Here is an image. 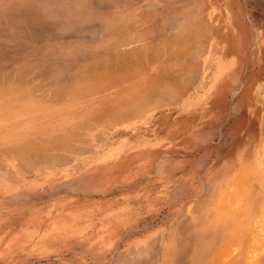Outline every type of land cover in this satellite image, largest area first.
<instances>
[{
  "label": "rangeland",
  "instance_id": "rangeland-1",
  "mask_svg": "<svg viewBox=\"0 0 264 264\" xmlns=\"http://www.w3.org/2000/svg\"><path fill=\"white\" fill-rule=\"evenodd\" d=\"M36 1L39 3V6L42 7V3L44 2L43 0H30V2H32L33 4L35 3L34 7H39ZM76 1H81L83 3V6L81 5V2L78 4ZM44 4H46L47 6ZM61 4L63 7L61 6ZM73 4L81 5L83 10L85 4L87 6L89 5L88 7L91 10L87 9V6L85 7L87 11H89V13L87 14V17L89 15V18H86L87 20L85 19L86 13H82L84 14V18L82 20L85 19V23L84 21L80 20L83 17L81 12L80 19L78 16L79 13H77V15L75 14L76 8L74 7L76 6H74ZM43 5V7L46 6L45 9L43 8V11L40 7V9L33 8V14H31V16L35 13L38 14L39 10H41V14L39 13V16L41 15L42 18L41 16L40 18L41 20L44 18V21L42 20V22H39L40 27L38 23L35 22H38V19L40 21V18L32 20L34 23H36V25H38V27L36 26L37 28L34 27L33 22H30L32 18L30 20L28 19L29 24H33L34 29L36 28L37 30V33L35 32V34L33 32L35 30H31V26L29 25V27L28 25H26L28 24V21L25 24V17L27 16L26 20L27 18L31 17L28 12L24 13L26 15L24 17L23 15H21L23 14L22 12L16 10V14L14 13L15 15L12 16L15 10H10L9 12L7 9H3V7H0L2 9H0V17L2 18L0 20V26L2 25L0 27V49L2 50L0 51V53L2 52L3 54L4 52V55H7L8 57L4 58V55L2 56L0 54V59L3 57L2 60H0V81H3L2 79L5 74H8L10 76L12 74L11 77H13V82L15 79L17 81V79L19 78H26L27 76H29L30 72H32V69L28 70V68H31L32 61L36 59L42 60L43 58L45 60V64L48 63L47 65L49 66L56 65L55 67L58 69L59 67H62V70L65 69V76L62 73L60 77L62 78V81H58V84L60 86V83L64 82L63 79L66 80L67 78H69L66 75L68 74V72H70L69 75H71L75 68L76 69L74 72H76V70L79 68H82L83 70L87 69L88 66L91 64L90 58H92V56L93 58L98 57L100 59L102 58V60L107 59L108 61H110L109 57L112 58V56H115L117 46L119 49H123L125 52H132L133 54H131V57L129 56V60L128 58L126 59L125 64L127 65V67L129 66L130 68L131 65L133 66L132 62L134 61V58L136 61H134V64L138 63L139 61L141 62L142 60V62L144 61L147 67H149V65L152 63H150V61H153L155 56L159 55V58L161 57V55L164 56L160 58L161 60L158 59L159 63L163 59H166V57H170V55H166V53L171 48H168V46H170V43L172 44V42H174L172 41L173 39H177V37L181 35L183 36V38H189V36L191 35L189 33H194L197 30L198 32L200 31L199 33L201 34L204 33L203 35H205L206 33L207 37L204 36L203 39V41L206 43L202 41V44H199L202 55L199 51L200 56L199 54L195 53L196 56L194 55V58L190 59V57H188L187 62H185L188 63L186 65H189V62H194V64L199 65L200 62L204 60L207 53L209 52V42L211 41L218 42L217 47H219V49L215 50L214 52L216 53V57H218L220 60L223 59V61H227L229 59L242 58L244 64L248 65L250 63H253L252 59H254L257 53L259 61L260 54L264 53L262 52L263 50H261L262 48H264V0H45V3H43ZM49 5H54L56 7L57 5L59 7L61 6L63 8V11H61V8L59 10V7L54 8V6L53 10L55 9V11H48L47 7H49ZM188 8L191 10L194 9L196 13L194 12V10V13L191 12ZM35 9L37 10L35 11ZM77 9L80 8L78 7ZM186 9L188 15L189 11L190 13H192L193 17L197 16L199 18L198 19L194 17L195 19H193L192 17L190 21V18L188 19V17H191L192 15L188 16L187 19L189 20V26L188 24H185L187 20L183 19L186 17H183L180 14L183 13L184 15L183 11H185ZM91 11L93 14L91 13ZM8 12L10 15L8 14ZM55 12L56 15H52V13ZM61 12L65 14V17L62 15L63 13L61 15L57 14ZM43 14H45L46 16ZM15 16H17L19 19ZM37 16L38 15H35V17ZM53 16L56 17L54 18ZM15 19H18V21L21 20V23H17L18 21H14ZM46 19L49 20L47 21ZM54 20H56L55 22L57 24L55 22L52 23ZM193 20L197 22H194ZM89 21L91 23L94 21L95 23L93 22L91 24ZM169 21H171V23ZM190 22L191 24H193V26L195 25L194 27H197L196 25H198V28L193 29V26L190 24ZM3 24L7 27H4ZM18 24L20 26H17ZM45 24L47 26H44ZM41 25L45 28L41 27ZM59 25L61 26V29L58 28ZM174 26H177L178 29L176 28V30H174ZM201 27L203 28L202 31ZM41 28H43V30ZM189 29H193L192 32L189 31ZM3 30L6 31L3 33ZM178 30L180 31V35H176V37H174L176 33L178 34ZM38 32L41 33L38 34ZM85 32H87L88 34ZM1 33H3V35ZM207 33L209 34L207 35ZM33 35L35 37L37 35V37L35 38ZM170 38L172 39V42L170 41L169 43V41L166 40H169ZM163 39L164 41H166V45H164L165 43L162 44V42H164ZM161 44L162 46L158 47V45ZM205 44L207 45V47H205L206 49H202L204 48V46H206ZM120 45H123V47H121ZM156 45L158 48L156 47ZM160 47L163 49L164 53L162 52ZM173 48L174 47L172 46L171 50H173ZM140 52H148L149 54L147 53L144 55V53L141 54ZM91 53L92 55H90ZM107 53L109 57L107 56ZM139 53L141 54V56H139ZM35 54L36 56H38V58L36 59L34 57ZM167 54L170 53L168 52ZM140 57L141 60L139 59ZM115 58L116 57H114V59ZM157 58L158 57H156L155 60ZM107 60H104V62H107ZM112 60L113 58L111 59V61ZM127 60L131 63L127 64ZM86 61L90 64H87ZM114 61H117V58ZM64 62H67L69 64L67 65V63L65 64ZM158 62L156 61L155 64L152 63L149 67L150 69L148 68L149 70L147 69V67L145 68L146 65H143V68H145L146 71L148 70L149 73H155V70H157V67L155 65H157ZM167 62L170 63V61ZM28 63L30 67L25 65ZM159 63L158 65H164V63L161 64L162 62L160 64ZM183 63L181 62L180 65L177 63L175 65L173 63L174 66L173 64H165V66L168 65L166 68H170L171 66V71H181L182 69H184L183 66L185 67ZM117 64H119V62ZM117 64L115 63L112 67L113 75L111 73V75L108 76V78H110L109 83L111 85H109V92H107V94L112 98L113 96L117 97L121 95V93H123L122 90H126L124 89L126 87L128 89L127 91H129V88L130 86H132V83H136L138 81L139 83H141V80L139 79H144V81L148 79V81H151L153 79H151V77L149 78L148 76H157V72H159V74H161L160 72H162L157 70L154 75H149V73H147L148 71H141L145 69H143L140 65L142 69L138 67L137 71L136 69H134L136 73L133 74L134 70L132 71V73H128L127 69H125V66L123 67L122 63V65L120 64L121 69L124 68V70L127 71V76L124 75L125 78H122L124 80L119 79L121 81V84H119L120 82L117 81L118 84L115 83L114 85L112 82V78H116V74L118 73L119 78L120 73L124 72L123 70L121 72V69H118L120 71L114 73L116 68L119 66L118 65L116 67ZM164 68L162 67L163 70ZM169 68L167 70H169ZM66 69H69L70 71L68 70L67 72ZM141 72L146 73V75H148L146 76L145 74H143L142 76V74H140ZM16 73H18V75H16ZM53 79L51 78V80ZM47 80L49 82L51 81L49 79ZM44 82H42L41 84L38 80L33 81V84L40 83L37 89L38 92L35 91V95L40 94V96L36 97H34V93H30V89L32 88L31 86L26 85L25 87L23 83L22 85H17L21 84V82H17L16 84L14 82L13 87H7L6 90L8 92L2 91L0 89V97L4 99V101L13 100L14 102V114L12 120L13 128L7 127V125L10 124H6L5 121H0V148L9 147V144L11 146L12 140L9 141V139L7 140L6 138L12 134L14 136L13 144L15 145L18 142H21L22 140L26 141L27 139H29L30 136L27 135L30 131H32V133L34 132L33 135L41 134L42 130L46 131L45 134L56 133V135H58L60 132H63L65 130L66 126L68 127L70 125L68 127L70 128L73 125L72 116L75 115L79 107L75 106L76 103L73 102V100L69 96L68 97L70 98V100L67 103L64 101L65 98H59L60 100L58 101V103L52 102L51 99L55 101L56 92L54 93L55 95H50L53 94V92L51 91H54V89L55 91H58V88L62 89L63 84L61 83L62 88L59 87L58 84L56 85L58 88H55L56 86H54L51 90L50 87H47L48 90H46L47 92L44 95V86L45 84H48L46 83L47 81L45 83ZM151 82L154 83V81ZM146 83L149 87L150 82L146 81L141 84L146 85ZM151 84L150 86H152ZM112 85L114 86L112 87ZM145 88H142V90H145ZM111 91L113 93H111ZM119 91L122 92H120L119 94ZM127 91L126 93L124 91L122 95L125 94L126 96H129V92L127 93ZM41 94L43 95L41 96ZM58 94L60 95V93ZM58 94V97H61L63 95V93L60 96ZM103 94L104 93H101V95ZM6 95L7 100H5L6 97H4ZM20 95H24L26 99H22V101L19 102L17 98L20 97ZM48 95L54 97L50 98V96ZM150 96V99L147 97L148 100L154 101V97H152V95ZM48 97L50 98V101H48ZM148 100L147 102H142L141 104H147L149 102ZM153 103L154 102L152 101L150 102V104L148 103V107H153L152 105L155 104ZM134 104L139 103L134 102ZM1 114L3 115L4 113L0 112V115ZM136 116L137 115H135L133 119L131 118L130 122L137 121ZM19 120H23V122L28 121L29 123L26 124L27 122H24L23 124L26 125H21L20 127V122H17ZM122 121L111 124L108 123L109 125L103 124L104 126L97 125L92 130H89L90 132L87 130H83V132H85L83 134L87 133L89 135L88 136L86 134L87 136H84L87 137V139L89 137V140H91V142H88V144L81 145V147L77 150L76 153H121L122 137L120 134L122 131ZM51 129H53L54 132ZM100 131L102 132V134L105 135L102 136V134L100 133L101 135L99 136L98 132ZM97 135L99 137H97ZM141 148L143 149V146H141ZM66 150L58 151L61 155L60 157L63 158L61 160L62 163L60 162L61 164H63L64 159L71 158L70 156L75 155V153L73 154ZM17 163L19 162H16L12 159L7 160V158H4L0 155V264H164L165 260H171L165 255H168L169 251L179 248V243L181 241L185 242L187 234H189L190 237L194 234L196 248L204 249V245H207L205 243L209 238H207L208 234L211 232L210 219L212 218V212L208 209L201 210L197 208H195L194 210H163L161 211V217L156 220L155 216H153L154 214H152V211H148V215H146V217H133V219L131 218L130 221L133 222V224L130 226L115 227L113 233L110 234V236H107V238H109L108 240L102 239L105 238L104 235H99L97 237L92 236L89 232L88 226L82 227L79 233H74V231H69L68 233V229L73 230L74 227L69 225L64 226V220H60L58 217V196L59 192L64 188V166H62L61 169L59 168V162L53 163L51 161L49 164L30 162L29 164L21 165L22 168H19V166H17ZM68 164L72 165L73 162H69L67 163V165ZM259 165L260 170L258 172V180L261 186L264 187V162L259 163ZM243 173H245L244 168L241 178L242 184L244 186L241 190L246 189L247 193V188H249V184H247L246 178L244 177ZM66 174L68 176L67 172ZM200 196L201 195L197 194L194 195L195 206L196 202L198 203L197 200L200 199ZM258 197V199L260 200L261 195L258 194ZM187 218L189 219L188 221H186ZM192 218L194 219L193 223L191 220ZM255 221L256 224H258L256 227V235L258 237L264 236V210L263 213H261V215H259ZM190 223H192V225H190ZM65 227L67 229L66 232ZM179 230L180 232H177ZM178 236H180L181 238H179ZM248 240L249 239L246 235L243 236L242 264H249V258L247 259V257H245L246 245L248 244ZM183 243L181 242V245ZM183 245H185L186 247V243ZM185 247L183 246L184 249ZM263 252L264 250H262V253ZM259 262L260 264H264L263 259Z\"/></svg>",
  "mask_w": 264,
  "mask_h": 264
},
{
  "label": "crops",
  "instance_id": "crops-1",
  "mask_svg": "<svg viewBox=\"0 0 264 264\" xmlns=\"http://www.w3.org/2000/svg\"><path fill=\"white\" fill-rule=\"evenodd\" d=\"M209 43L188 90L182 84L178 94L170 92L176 96L155 95L154 103L163 98L159 105L145 106L135 122L124 118L121 153H75L58 163L65 173L58 217L74 227L68 233L88 226L92 236L108 240L115 227L130 226L131 218L146 217L148 211L156 220L163 210L208 209L211 234L205 250L199 251L194 234H187L186 249L192 247L187 257L180 245L165 255L171 260L164 264H242L243 236L250 241L255 215L264 204L258 180L264 162V53L248 65L242 58L223 61L214 52L218 42ZM25 161L17 166L30 163ZM243 168L249 205L216 208L224 191L237 188L240 193ZM195 194L201 195L196 206ZM245 252L252 256L247 247Z\"/></svg>",
  "mask_w": 264,
  "mask_h": 264
},
{
  "label": "bare ground",
  "instance_id": "bare-ground-1",
  "mask_svg": "<svg viewBox=\"0 0 264 264\" xmlns=\"http://www.w3.org/2000/svg\"><path fill=\"white\" fill-rule=\"evenodd\" d=\"M44 2L43 3H45V0H43ZM52 1V0H51ZM85 1V0H84ZM122 1V0H121ZM125 1V0H124ZM130 1V0H129ZM37 2V1H36ZM40 2V1H39ZM48 2V1H47ZM61 2H63V1H61ZM77 2V1H76ZM81 2V1H80ZM80 2H77L78 4L80 3ZM38 3V2H37ZM43 3H42V7L41 6H39V3H38V6L41 8V10L43 11V8L45 9V7L47 6L46 4H44V5H46L45 7H43L44 5H43ZM76 3V4H77ZM82 3V2H81ZM86 3V2H85ZM92 3V2H91ZM35 4V3H34ZM32 2H30V0H0V7L2 8L3 7V9L5 8V9H7L9 12H10V10H12V11H14L15 10V12H13V14H12V16H14L15 14H16V10L17 11H20V12H22L23 14H21L20 12V14L21 15H23L24 17L26 16L24 13L25 12H28L29 13V15L31 16V14H33V11H34V9L33 8H39V7H34L35 5H34ZM48 4V3H47ZM54 4V3H53ZM58 4V3H57ZM63 4V3H62ZM62 4H61V6H62ZM119 4V3H118ZM56 5V4H55ZM74 5V4H73ZM82 6H83V3L81 4ZM81 5H74V6H76V7H74V8H76V11H75V14L77 15V13H79L78 14V16H79V19H80V16H81V14L82 13H86L85 14V19L86 18H89V15H88V17H87V14L89 13V11H87V9H90L86 4L84 5V10L82 9V6ZM195 5V4H194ZM37 6V5H36ZM53 6L54 5H52V6H50L49 5V7H47V10L48 11H55V9L53 10ZM59 7L58 5H57V7L56 6H54V8L56 7V8H58L59 10H60V8H61V11H63V6L62 7ZM82 10H80V9H77L78 7ZM87 6V9L85 8ZM193 6V5H192ZM51 7V8H50ZM0 8V9H1ZM39 8V9H40ZM37 9H35V11L37 10ZM50 9V10H49ZM86 9V10H85ZM189 9V8H188ZM191 9H192V7H191ZM191 9H189L191 12H193V10H191ZM2 10V9H1ZM6 10V11H7ZM41 10H39V12H38V14L37 13H35L34 15H32V16H34V17H30V18H27V20H26V17H25V24L27 23V21H28V19L30 20L31 18V20H30V22H33L32 20L33 19H37V18H40V16H39V13L41 14ZM58 10V11H59ZM91 10V9H90ZM5 11V10H4ZM11 11V12H12ZM45 11V10H44ZM84 11H86V12H84ZM96 11V10H95ZM181 11V10H180ZM185 11H186V13H185ZM185 11H183L184 12V15H183V13H180L183 17H186V18H183V19H185V20H187V22H185V24H188V26H189V20L191 21V19H192V17H193V15H192V13H190L189 11H188V13H189V15L187 14V9L185 10ZM9 12H8V14H9ZM60 12V11H59ZM80 12H81V14H80ZM194 12H195V10H194ZM193 12V13H194ZM15 13V14H14ZM47 13V12H46ZM45 13V14H46ZM50 13V12H49ZM48 13V14H49ZM63 12H61V13H57L58 15H61ZM91 13H92V11H91ZM196 13V12H195ZM27 14V13H26ZM45 14H43V15H45ZM51 14V13H50ZM49 14V15H50ZM56 15V12L55 13H52V15ZM93 14V13H92ZM6 15V14H5ZM10 15V14H9ZM35 15H38L37 17H35ZM63 16L65 15L64 13L62 14ZM83 15V17L80 19L81 21H84V20H82L83 18H84V14H82ZM190 15H192L191 17H188V16H190ZM195 15V14H194ZM198 15V14H197ZM1 16V15H0ZM46 16V15H45ZM44 16V17H45ZM63 16H62V19H63ZM94 16V15H93ZM199 16V15H198ZM15 17H17V16H15ZM51 17V16H50ZM54 17V16H53ZM52 17V18H53ZM56 17V16H55ZM54 17V18H55ZM58 17V16H57ZM65 17V16H64ZM91 17V16H90ZM187 17H188V19H187ZM194 17H196V18H198L197 16H194ZM193 17V19H195ZM13 18V17H12ZM18 18V17H17ZM41 18H42V16H41ZM41 18H40V21H39V19H38V22L37 21H35L36 23H38V25H39V27H40V24H39V22H42V20L44 21V18L41 20ZM2 18L0 17V20H1ZM19 19V18H18ZM18 19H15L14 21H18ZM59 19V18H58ZM61 19V20H62ZM95 19V18H94ZM173 19V18H172ZM199 19V18H198ZM47 21L49 20V19H46ZM60 20V21H61ZM64 20H66V19H64ZM63 20V21H64ZM87 20V19H86ZM184 20V21H185ZM56 20H54L52 23H54ZM58 21V20H57ZM79 21V20H78ZM80 21V22H81ZM92 21V20H91ZM96 21V20H95ZM194 21V20H193ZM1 22V21H0ZM21 23V20L20 21H18L17 23ZM90 22V21H89ZM94 22V21H93ZM92 22V23H93ZM170 23H171V21H169ZM194 22H197V21H194ZM194 22H192V23H194ZM3 23V22H2ZM5 23V22H4ZM15 23V22H14ZM19 23V24H20ZM36 23H34L33 22V24H34V27H38V25H36ZM56 23V22H55ZM59 23V22H58ZM84 23H85V21H84ZM91 23V22H90ZM91 23V24H92ZM95 23V22H94ZM165 23V22H164ZM164 23H162V24H164ZM175 23V22H174ZM174 23H173V25H174ZM17 25V26H20V25ZM33 24H29V21H28V24H26V25H30L29 27H30V29L31 30H35V31H33L34 32V34H35V32L37 31L36 30V28L34 29V27H33ZM47 24V23H46ZM44 25V26H47V25ZM57 24V23H56ZM62 24V23H61ZM79 24V23H78ZM87 24V23H86ZM190 24H191V22H190ZM4 25V24H3ZM10 25H11V23H10ZM49 25V24H48ZM63 25V24H62ZM94 25V24H93ZM177 25V24H176ZM192 26H193V24H191ZM2 26V25H1ZM0 26V27H1ZM27 26V27H28ZM84 26V25H83ZM88 26V25H87ZM87 26H85V27H87ZM163 26V25H162ZM165 26V25H164ZM192 26H191V28H192ZM195 26V25H194ZM193 26V29H196V28H198V25H196L197 27H194ZM200 26V25H199ZM4 27H7L6 25H4ZM9 27V26H8ZM41 27H43L42 25H41ZM61 26L59 25V27L58 28H60ZM81 27V26H80ZM95 27V26H94ZM93 27V28H94ZM180 27V26H179ZM43 28H45V27H43ZM43 28H41L42 30H43ZM67 28H68V26H67ZM176 28H177V26L175 27L174 26V30H176ZM190 28V27H189ZM202 28V27H201ZM5 29H7V28H5ZM20 29H23V28H20ZM29 29V28H28ZM29 29V30H30ZM39 29V28H38ZM48 29V28H47ZM61 29V28H60ZM85 29V28H84ZM89 29V28H88ZM161 29H163V28H161ZM170 29V28H169ZM178 29V28H177ZM193 29H189V31H191L192 32V30ZM205 29V28H204ZM18 30V29H17ZM90 30V29H89ZM163 30H165V29H163ZM173 30V31H174ZM199 30H200V27H199ZM203 30V28L201 29V31ZM6 31V30H5ZM4 30L2 31L3 33L5 32ZM39 31V30H38ZM48 31H50V30H48ZM87 31V30H86ZM92 31H93V29H92ZM171 31H172V27H171ZM179 31V30H178ZM177 31V32H178ZM207 31H208V29H207ZM23 32V31H22ZM32 32V33H33ZM58 32V31H57ZM66 32V31H65ZM70 32V31H69ZM88 32V31H87ZM87 32H85V33H87ZM200 32V31H199ZM198 32V30L196 31V32H194V33H189V34H191L190 36H189V38L188 37H184L183 38V36L181 35V36H179L180 37V40H179V37H177V39L175 38V39H169V40H166V41H169V43H170V41L172 40V41H174V42H172V44L170 43V46H168V48H170L169 50H171L172 49V46L174 47L173 48V50H171V51H169L168 50V52L170 53V54H167L166 53V55H170V57L168 56V58L166 57V59H163L162 61H160V63L161 64H163L164 63V65L162 66V65H158V59H160L161 57H164V56H162L161 55V57L159 58V55L158 56H155V58L156 57H158L156 60H155V58H154V60L153 61H150V59H149V61H150V63L152 62V63H156V61L158 62L157 63V65H155L156 67V69L158 70V71H162V72H160L161 74H159V72H157L156 73V71L157 70H155V73L157 74V76L156 75H154L155 73H149V67H150V65L152 64H150L149 65V62H148V65H149V67H147V65H146V63L143 61L142 62V60H141V57L139 58L140 60H141V62H140V65H141V67L143 68L145 65V68L147 67V71H146V69L145 68H143V69H145V70H141V71H146L147 73H149V75H151V74H153L154 76H148L149 78L151 77V79H153V80H151V81H154V83L153 82H151V81H148V77L146 78L147 80H145L144 81V79L142 80V79H139V80H141V83H144V82H150V84L151 83H153V84H151L152 86H150V84H149V87L147 86V83H146V85L144 84V85H142L141 83H139V81L138 82H136V83H132V86H130V88H129V91H127L128 89H127V87L126 88H124V89H126V90H122L123 91V93H124V91H125V93H126V91H127V93H128V95L129 96H126L125 94L124 95H122L123 93H121V95H119V96H117V97H114L113 96V98L111 97V96H109L108 94H107V92H109V85H111L110 83H109V79L110 78H108V76H110L111 75V73L113 72V66H114V64L116 63H118L119 62V64H117L116 65V70L114 71V73H117V72H119L120 70H118V69H121V65H122V63H123V67L125 66V69H127V71H128V73H132V71L134 70V69H136V71L138 70V67H140V65H139V62H138V60H137V62L138 63H136V64H134V61H135V58H134V61L132 62L133 63V66L131 65V67L129 68V66L127 67V65L125 64L126 63V59L128 58V60L130 59V57L133 55L132 54V52H125L123 49H119L118 48V46H117V50H116V52H115V56H112V58H113V60L111 61V59L112 58H110L109 57V55H108V53H107V56L109 57V60L111 61H108L107 59H103L102 60V58L100 59V58H93V56H92V58H90L91 59V64L88 66V68L87 69H77V70H81V71H77L76 70V72H74L75 71V69H74V71L71 73V75H69V73L70 72H68V70L69 69H66L67 70V72H68V74H66L67 75V77H69V78H67L66 80H64L63 79V81L64 82H61L62 84H63V88H62V84L60 83V86H59V84H58V81H62L61 79L62 78H60L61 77V74L63 73V75H64V72H66L65 71V69L64 70H62V67L60 68L59 67V69L58 68H56L55 66L56 65H47L48 63H46L45 64V60L42 58V60L41 59H36V58H38V56H36V54H35V59L36 60H33L32 61V64H31V68H28V67H30V65H29V63H31V62H29L28 64H25L26 66H28L27 68H28V70L29 69H32L31 71L32 72H30V74H29V76H25L26 78H19V79H17V81H16V79L14 80V82H15V84L17 83V82H21V84H17V85H22V83H23V85L26 87V85L27 86H31L32 88L30 89V93L32 94V93H34L33 95H34V97H36V96H40V94L39 95H35V91L36 92H38L37 91V89H38V87H39V84L41 83L42 84V82H46V83H48V84H45V92H44V89H43V92H44V95H45V93L47 92L46 90H48V88L47 87H50V90L52 89V87H54V86H56L57 84H58V86L59 87H61L62 89H60V88H58L57 86L55 87V88H58L57 90L58 91H55V89H54V91H51V92H53V94H50V95H55L54 93L56 92V96H57V94L58 93H60V95H62V93H63V95L61 96V97H58L57 96V98H56V96H55V101H53V99H51L52 100V102H57L58 103V101L60 100V99H63V98H65L64 99V101L67 103L69 100H70V98L73 100V102H75L76 104H75V106H78L79 108H78V110L76 111V113H75V115L74 116H72V118H73V125L70 127V128H68L67 126L65 127V130L63 131V132H60L58 135H56V133H52V134H49V133H47V134H45V132L46 131H44V130H42V133L41 134H36V135H33V133H32V131H30L29 132V134L27 135V136H30V138L29 139H27L26 141H21V142H18L17 144H13V134L12 135H9V137H7L6 139L8 140L9 139V141L10 140H12L11 141V146H10V144H9V147H6V148H0L1 150H0V155L2 156V157H4V158H7V160H9V159H12V160H15V161H17V162H21V161H25L26 163H29V161L28 160H30V162H39V163H42V162H44V163H46V162H48V163H50L51 161L54 163V162H62L61 160L63 159V158H61L60 156V154H59V152L58 151H62V150H68L70 153H76L77 152V150L81 147V145H83V144H88V142H91V140H89V137H88V139H87V137H85L84 135H86V134H83V133H85V132H83V130H87V131H89V130H92L93 128H95L97 125H109V124H111V123H117V122H119V121H122V120H124V121H126L125 119H130V118H132V116H135V115H137V113L138 112H140V114H141V111L143 110V108H145V105L148 107L149 106V104H150V102L152 101V102H154L153 100H148V98H149V96L150 95H152V97H154L155 95H159V96H163V94L164 93H166V95L165 96H167L168 94V96H172V95H174L175 94V92L177 91V94H178V92H179V90H181V87H182V84H184L183 86H186V88L189 86V85H191L192 84V82H194L198 77V75H199V70H200V68L201 67H199V65L198 64H194V62L192 63V62H189L190 64L189 65H186V64H188V63H185V62H187V60H188V57H190V59L191 58H194L193 56L195 55V53L196 54H199V56H200V53H201V55H202V52H201V48L199 47V44H202V41H203V39H204V36H206V33H205V35H203L204 33H199ZM3 33H1L2 35H3ZM8 33V32H7ZM19 33H20V31H19ZM26 33V32H25ZM37 33V32H36ZM41 32H38V34H40ZM60 33V32H59ZM67 33V32H66ZM73 33H74V31H73ZM83 33V32H82ZM89 33V32H88ZM87 33V34H88ZM91 33V32H90ZM180 33V31L178 32V34L176 33L175 35H174V37H176V35H180L179 34ZM27 34V33H26ZM50 34V33H49ZM80 34V33H79ZM86 34V35H87ZM92 34H94V33H92ZM91 34V35H92ZM167 34V33H166ZM172 34V33H171ZM209 33H207V35H208ZM76 35V34H75ZM90 35V36H91ZM173 35V34H172ZM34 36V35H33ZM40 36H42V35H40ZM169 36H171V35H169ZM35 37V36H34ZM33 37V38H34ZM36 37H37V35H36ZM35 37V38H36ZM48 37V36H47ZM207 37V36H206ZM6 38V37H5ZM84 38V37H83ZM169 38V37H168ZM79 39H81V38H79ZM87 39H89V38H87ZM167 39V38H166ZM206 39V38H205ZM45 40V39H44ZM135 41V40H134ZM133 41V42H134ZM163 41H164V39H163ZM166 41H164V42H162V44L163 43H165ZM201 41V42H200ZM206 41V40H205ZM43 42V41H42ZM204 42V41H203ZM129 43V42H128ZM204 43H206V42H204ZM127 44V43H126ZM162 44L161 45H158V47L159 46H162ZM174 44V45H173ZM208 44V43H207ZM164 45H166V43L164 44ZM168 45V44H167ZM195 45H196V47H195ZM206 45V44H205ZM121 46V45H120ZM179 46V47H178ZM204 46V45H203ZM121 47H123V45L121 46ZM156 47H157V45H156ZM157 47V48H158ZM205 47H207V45L206 46H204V48H202V49H206ZM3 48V47H2ZM14 48V47H13ZM156 48V49H157ZM161 48V47H160ZM159 48V49H160ZM116 49V48H115ZM114 49V50H115ZM145 49V48H144ZM165 49H167V48H165ZM174 49H177V50H174ZM140 50V49H139ZM158 50V49H157ZM156 50V51H157ZM161 50H162V52L164 53V51H163V49L161 48ZM0 51H2L1 49H0ZM3 51H5V50H3ZM124 51V52H123ZM152 51V50H151ZM150 51V52H151ZM154 51H155V48H154ZM188 51V52H187ZM199 51H200V53H199ZM137 52V51H136ZM139 52V51H138ZM148 52H149V50H148ZM147 52V53H148ZM153 52V51H152ZM151 52V53H152ZM159 52H161V51H159ZM8 53V52H7ZM6 53V54H7ZM141 53V52H140ZM139 53V54H140ZM144 52H142L141 54H143ZM147 53H144V55L145 54H147ZM156 53V52H155ZM203 53H204V51H203ZM2 56L4 55V52H3V54H2V52L0 53ZM132 54V55H131ZM141 54L139 55V56H141ZM149 54V53H148ZM158 54V53H157ZM157 54H155V55H157ZM182 54V55H181ZM90 55H92V53L90 54ZM113 55H114V53H113ZM136 55H138V54H136ZM143 55V56H144ZM40 56V55H39ZM85 56H87V55H85ZM130 56V57H129ZM142 56V57H143ZM152 56V55H151ZM196 56V55H195ZM198 56V55H197ZM1 57V56H0ZM4 58H8L7 57V55H4L3 56ZM2 57V58H3ZM33 57V58H34ZM41 57V56H40ZM96 57V56H95ZM114 57H116L117 58V61H114L115 59H114ZM135 57H137V56H135ZM148 57V56H147ZM153 57H154V55H153ZM2 58L0 59V60H2ZM58 58V57H57ZM84 58H86V57H84ZM120 60H119V59ZM88 59V58H87ZM90 59H89V61H90ZM95 59V60H94ZM133 59V58H132ZM132 59H131V61H132ZM168 59V60H167ZM47 60V59H46ZM53 60V59H52ZM58 60V59H57ZM85 60V59H84ZM93 60V61H92ZM104 60H107V62L105 61L104 62ZM128 60H127V64H129V63H131V62H128ZM144 60H145V58H144ZM148 60V59H147ZM161 60V59H160ZM60 61V60H59ZM88 61V60H87ZM87 61H86V63H87ZM155 61V62H154ZM164 61V62H163ZM167 61H170V63H168ZM68 62V61H67ZM66 62V63H67ZM85 62V61H84ZM136 62V61H135ZM167 62V63H166ZM172 62V63H171ZM181 62L185 65V67L183 66V68L184 69H182L181 71H171L170 70V68H171V66H170V68H169V70H167L168 68H166L168 65H166L165 66V64H170V65H172L173 63L176 65V63L177 64H181ZM61 63V62H60ZM65 63V62H64ZM65 63V64H66ZM87 63V64H88ZM144 63V64H143ZM159 63V64H160ZM49 64H53V63H49ZM69 63H67V65H68ZM121 64V65H120ZM174 64H173V66H174ZM25 65H24V67H25ZM73 65V64H72ZM144 65V66H143ZM59 66V65H58ZM74 66V65H73ZM80 66V65H79ZM164 66H165V68H164ZM34 67V68H33ZM66 67V66H65ZM69 67V66H68ZM67 67V68H68ZM72 67V66H71ZM122 67V68H123ZM127 67V68H126ZM134 67V68H133ZM140 67V69H142ZM162 67L164 68V70L162 69ZM70 68V67H69ZM84 68V67H83ZM133 68V69H132ZM172 68H174V67H172ZM176 68V67H175ZM61 69V70H60ZM71 69V68H70ZM162 69V70H161ZM34 70H37V71H34ZM39 70V71H38ZM122 70L124 71V72H122ZM168 72H167V71ZM178 70H180V69H178ZM34 71V72H33ZM57 71V72H56ZM61 73H60V72ZM70 71V70H69ZM127 71L126 70H124V68L123 69H121V72L122 73H120V76H119V78H118V74H116V78H112L113 79V84L115 85V83H117L118 84V82L117 81H119L120 83L119 84H121V79L122 78H125V76H127ZM131 71V72H130ZM163 71H164V73H163ZM24 72V71H23ZM60 73V74H59ZM134 73H136L135 72V70L133 71V74ZM27 74V75H28ZM56 74H57V76H56ZM59 74V75H58ZM123 74V75H122ZM140 74H142V76H143V74H145L146 75V73H143V72H141ZM16 75H18V73H16ZM112 75H113V73H112ZM125 75V76H124ZM148 75V74H147ZM146 75V76H147ZM11 76H12V74H11ZM10 75H8V74H5L4 75V77H3V81H0V89L2 90V91H5V92H8L6 89H7V87H10V86H12L13 87V77H11ZM65 76V75H64ZM123 76V77H122ZM56 77H59V78H56ZM138 77V76H137ZM0 78H1V76H0ZM18 78V77H17ZM51 78L53 79V80H51ZM65 78V77H64ZM136 78V77H135ZM47 79H49V80H51L50 82L47 80ZM117 79V80H116ZM120 79V80H119ZM137 79V78H136ZM1 80V79H0ZM36 80H38L40 83L39 84H33V81H36ZM115 80H116V82H115ZM122 80H124V79H122ZM192 81V82H190V81ZM131 81H133V80H131ZM144 81V82H143ZM187 81V82H186ZM189 81V82H188ZM44 82V83H45ZM188 83H189V85H188ZM185 84H187V85H185ZM47 85V86H46ZM114 85H112V87L114 86ZM194 85V84H193ZM42 86V85H41ZM149 88H147V87ZM43 87V86H42ZM43 87V88H44ZM65 87H66V89H65ZM111 87V86H110ZM146 87V88H145ZM177 87H179V89L177 88ZM142 88H145V90H142ZM184 88V87H183ZM185 88V89H186ZM11 89V88H10ZM60 89V90H59ZM122 89V88H121ZM120 89V90H121ZM64 90V91H63ZM119 90V89H118ZM146 90H148V91H146ZM175 92H174V91ZM182 90H184V89H182ZM187 90H188V88H187ZM41 91V90H40ZM122 91H119V94H120V92H122ZM172 91V93L174 92V94H172V93H170ZM42 92V93H43ZM49 92V91H48ZM101 93H104L103 95H101ZM111 93H113L112 91H111ZM163 93V94H162ZM28 94V93H27ZM26 94V95H27ZM118 94V93H117ZM161 94V95H160ZM2 95H4V94H2ZM25 95V96H26ZM43 94H41V96H42ZM50 95H48V96H50ZM59 95V94H58ZM59 95V96H60ZM0 96H1V94H0ZM18 96V95H17ZM70 98H69V97ZM159 96H157V97H159ZM174 96H176V95H174ZM4 97H6V99L5 100H7V95L6 96H4ZM24 97V95H20V97H18L17 99H18V101L19 102H21L22 101V99H26L25 97ZM45 97V96H44ZM52 97H54V96H50V98H52ZM148 97V98H147ZM151 97V96H150ZM156 97V98H157ZM50 98L48 97V101H50ZM60 98V99H59ZM143 98V99H142ZM145 98V99H144ZM147 98V99H146ZM160 98V97H159ZM168 98V97H167ZM17 99H16V101H17ZM68 99V100H67ZM150 99V98H149ZM163 99V98H162ZM162 99H160V101L162 100ZM166 99V98H165ZM57 100V101H56ZM147 100L149 101L147 104H141L142 102L144 103V102H147ZM156 101V100H155ZM159 101V102H160ZM134 102H137V103H139V104H134ZM158 101H157V103H159ZM13 100L12 101H4V99H2L1 97H0V112H3L4 114L2 115H0V121H5L6 122V124H10V125H7V127H11V128H13ZM51 103V102H50ZM157 103H153L154 105H152V106H155V105H159V104H157ZM152 104V103H151ZM161 104V103H160ZM136 105V106H135ZM19 106V105H18ZM151 108V107H150ZM142 109V110H141ZM8 111V112H7ZM12 111V112H11ZM66 111V110H65ZM11 114H10V113ZM16 112V111H15ZM18 114H20V113H18ZM139 114V113H138ZM130 117V118H129ZM125 118V119H124ZM134 118V117H133ZM70 119V118H69ZM18 120V119H17ZM70 121V120H69ZM71 121H72V119H71ZM17 122H20L19 123V125H20V127H21V125H26V124H28L29 122L28 121H24V122H27L26 124H23L24 122H23V120H19V121H17ZM123 122V121H122ZM109 123V124H108ZM14 125H15V122H14ZM103 125V126H104ZM49 128V127H48ZM52 128V127H51ZM50 129V128H49ZM3 130V129H2ZM52 131H53V129H51ZM82 130V131H81ZM27 131V130H26ZM25 131V132H26ZM19 132V131H18ZM54 132V131H53ZM65 132H67V133H65ZM82 132V133H81ZM90 132V131H89ZM104 132V131H103ZM23 133V132H22ZM99 134V136L102 134V132L100 131V132H98ZM101 133V134H100ZM106 133V132H105ZM83 134V135H82ZM92 134V133H91ZM96 134V133H95ZM50 135H51V137H50ZM88 135V134H87ZM86 135V136H87ZM97 135V137H99ZM103 135H105V134H102V136ZM89 136V135H88ZM102 136H101V138H102ZM15 139H17V138H15ZM43 139V140H42ZM99 139V138H98ZM87 140H89V141H87ZM18 141V140H17ZM7 145V144H6ZM8 146V145H7ZM4 147V146H3ZM83 147V146H82ZM66 150V151H67ZM55 151H57V152H55ZM55 152V153H54ZM47 163V164H48ZM244 174V173H243ZM215 179V178H214ZM212 182H216L215 180L214 181H212ZM260 184V183H259ZM263 185H264V181H263ZM211 186V185H210ZM244 185L242 184V179H241V189H242V187H243ZM260 186H261V184H260ZM209 187V186H208ZM212 187V186H211ZM262 187V186H261ZM240 189V193H238V189L236 188L235 189V191L236 192H234L233 190L234 189H232V190H226V191H224L222 194H220L218 197V200H217V204H215V207L216 208H220L221 206H223V207H229L230 205H232V203L233 202H236V207L238 206V203L240 204V206L241 207H243L244 209L249 205L248 203H250L249 202V190H250V187L249 188H247V193H246V189H244V190H241ZM259 198V197H258ZM259 200V199H258ZM206 201V200H205ZM264 202V201H263ZM260 209H259V211H258V213L255 215V220L258 218V216L259 215H261V213H263V210H264V204H261L260 205V207H259ZM221 211H223V209L222 210H220L218 213L220 214V212ZM221 213H223V212H221ZM224 214H225V212H224ZM219 216H221V215H219ZM202 219V218H201ZM188 223V222H187ZM188 225V224H187ZM191 225V224H190ZM189 225V226H190ZM257 225L258 224H256V226L254 227V229H255V231H254V229H253V233H252V237H251V239H250V241L248 242V244L246 245V247L248 248V251H249V253H251V257H249V261H248V263L249 264H251V263H255V264H260V260H264V252L262 253V250H264L263 249V246H264V236H261V237H258L257 235H256V227H257ZM192 227V226H191ZM190 227V228H191ZM179 229V228H178ZM220 230V229H219ZM261 230H263V229H261ZM241 231V230H240ZM177 232H180V230L179 231H177ZM183 232V231H182ZM178 234V233H177ZM181 235V234H180ZM209 235V234H208ZM203 236V235H202ZM253 236H255V237H253ZM179 238H181L180 236H178ZM193 237V236H192ZM187 238V237H186ZM207 238H208V236H207ZM207 238H205V239H207ZM202 239V238H201ZM176 240H177V237H176ZM186 240V239H185ZM182 243L184 242V241H181ZM181 242H180V244L178 245L179 247H180V245H181ZM186 242V241H185ZM185 242L183 243V244H185ZM191 243H192V240H191ZM190 243V244H191ZM217 243V242H216ZM181 245L182 247H181V251H183L184 252V248H183V246L185 247V245ZM188 244V243H187ZM205 244H207V243H205ZM217 245V244H216ZM191 246H192V244H191ZM205 247H206V245H204ZM214 246H215V244H214ZM212 248V247H211ZM192 249V247L189 249V250H191ZM207 250L206 251H208V248H206ZM180 250V249H179ZM189 250H187L186 249V247H185V251H187L186 252V257H187V253H189L190 251ZM205 250V249H204ZM177 251H178V248H177ZM199 251H202V249H200ZM206 251H203L204 253H206ZM202 252V253H203ZM180 253V252H179ZM208 253V252H207ZM183 254V253H182ZM202 255V254H201ZM204 255V254H203ZM206 255H204V257H205ZM186 257H184L185 259H186ZM177 258V257H176ZM202 258V260H203V256L201 257ZM200 258V259H201ZM248 259V258H247ZM177 262H178V260H177ZM139 263V262H138ZM185 263H186V261H185ZM133 264H135V263H133ZM140 264V263H139ZM178 264H183V263H178Z\"/></svg>",
  "mask_w": 264,
  "mask_h": 264
}]
</instances>
